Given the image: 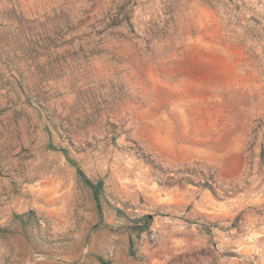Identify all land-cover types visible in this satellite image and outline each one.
<instances>
[{"label": "rangeland", "instance_id": "1", "mask_svg": "<svg viewBox=\"0 0 264 264\" xmlns=\"http://www.w3.org/2000/svg\"><path fill=\"white\" fill-rule=\"evenodd\" d=\"M99 259L264 264V0H0V264Z\"/></svg>", "mask_w": 264, "mask_h": 264}, {"label": "trees", "instance_id": "2", "mask_svg": "<svg viewBox=\"0 0 264 264\" xmlns=\"http://www.w3.org/2000/svg\"><path fill=\"white\" fill-rule=\"evenodd\" d=\"M77 174L79 176V179L84 183V185L91 190L94 201L96 202V206L99 207L100 206V199H99L100 190H101L102 185H103L102 181L92 182V181L86 179L80 170H77ZM147 227H148V223L144 222V226H142L140 228V231H144L145 229H147ZM131 245H132V242L130 240V246ZM98 261L100 264H106L104 262V260H102V259H99Z\"/></svg>", "mask_w": 264, "mask_h": 264}]
</instances>
